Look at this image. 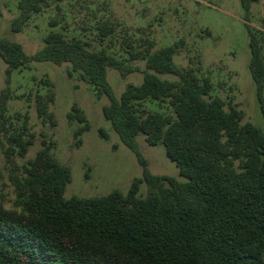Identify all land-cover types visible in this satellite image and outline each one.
<instances>
[{
  "label": "trees",
  "instance_id": "trees-1",
  "mask_svg": "<svg viewBox=\"0 0 264 264\" xmlns=\"http://www.w3.org/2000/svg\"><path fill=\"white\" fill-rule=\"evenodd\" d=\"M239 1L249 36V68L264 117V56L251 25V10L260 0ZM46 3L20 0L12 32L21 33ZM99 30L102 40L114 31L108 23ZM43 42L41 50L28 55L21 44L0 38V57L7 65L6 87L0 93V147H6L12 163L8 177L16 195L13 208L0 205V264H264V130L244 122L243 111L213 96L209 77L176 65L182 41L158 50L153 43L142 50L130 46L122 59L59 31H51ZM34 62L70 64L82 81L109 99L104 116L143 167V177L134 179L126 194L114 190L103 197L66 199L72 170L54 155L53 142L43 140L42 148L22 165L14 161L27 156L36 134H9L11 80ZM109 69L123 79L140 73L142 83L128 84L118 98ZM148 99L168 101L173 112L139 113L136 102ZM54 100L53 92L36 96L39 115L48 116L55 127V115L48 111ZM68 117L81 124L75 137L91 127L77 103ZM141 134L149 145L165 147L182 179L151 172L140 150ZM143 184L146 196L140 195Z\"/></svg>",
  "mask_w": 264,
  "mask_h": 264
},
{
  "label": "rangeland",
  "instance_id": "rangeland-1",
  "mask_svg": "<svg viewBox=\"0 0 264 264\" xmlns=\"http://www.w3.org/2000/svg\"><path fill=\"white\" fill-rule=\"evenodd\" d=\"M19 2L0 0V38L21 44L28 55L43 48L44 38L51 31H59L67 39L77 37L92 50L104 47L119 59L128 57L130 46L142 50L153 43V50H158L182 41L175 55L176 65L195 69L200 78L209 77L214 85L213 96L243 111L244 122L264 130L249 68L251 51L245 12L239 0H47L43 11L33 16L21 33H13L12 21L18 15ZM51 22L57 26L52 27ZM105 23L112 25L114 31L102 40L99 28ZM251 25L264 56V0L253 5ZM136 65L145 67L142 62ZM6 69L0 57V93L6 87ZM163 78L176 80L172 76ZM108 80L120 98L128 84H141L143 75L136 73L123 79L116 70L109 69ZM11 85L12 97L6 112L9 134L24 130L36 134V143L27 156L15 157L14 161L22 165L42 148L43 140L53 142L54 155L72 170L66 199L103 197L114 190L126 194L134 179L143 177L136 154L124 145L104 116L109 99L82 81L70 64L34 62L17 70ZM51 92L55 100L48 104V111L55 115V127L48 116L39 115L36 103L37 95L49 96ZM75 103L82 107L91 126L79 137H75V132L81 124L68 117ZM136 106L139 113L173 112L168 101L148 99L136 102ZM138 142L153 174L182 179L180 169L168 159L162 144L149 145L143 134ZM5 149L0 147V205L10 209L16 195L8 177L12 163L7 160ZM146 194L143 184L140 195Z\"/></svg>",
  "mask_w": 264,
  "mask_h": 264
}]
</instances>
